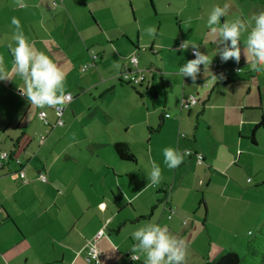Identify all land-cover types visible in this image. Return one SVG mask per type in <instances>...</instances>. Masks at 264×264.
Masks as SVG:
<instances>
[{"label":"crops","instance_id":"0c3cea01","mask_svg":"<svg viewBox=\"0 0 264 264\" xmlns=\"http://www.w3.org/2000/svg\"><path fill=\"white\" fill-rule=\"evenodd\" d=\"M255 1H249L254 8L251 18L264 12V1ZM23 3L27 6L0 0V56L10 74L9 81H0V153L22 157L26 173L24 181L13 160L0 168V264H90L86 246L102 229L107 233L97 242L102 264H120L117 255L128 250L121 245L124 232L145 222L161 223L168 209L175 207L182 218L192 216L201 225L202 203L196 208L187 205L192 191L208 187L221 199L244 201L251 196L258 203L264 199V125L256 129L264 122V73L253 72L247 65L243 53L247 32L240 37L239 64L228 61L243 67L242 72L228 70L221 77L211 72L212 65L221 61L216 37L203 13L192 15L186 10L190 2L176 8L182 24L179 32L162 31L159 26L154 37L145 32L153 27L147 24L146 14L150 6L152 16L161 17L157 0ZM173 5L167 2V8ZM241 15L240 19L251 20ZM232 16L221 17V23L233 21ZM13 17L19 19L34 49L66 75V92L73 99L64 111L63 126L56 125L54 108L30 105L19 90L24 81L11 73L9 45L16 46ZM184 25L194 27L195 34L185 33ZM182 41H188L189 47L180 48ZM192 44L212 61L208 70L201 65L195 84L179 75V68L195 58ZM132 53H137L139 68L147 76L143 84L134 85L135 90L120 78ZM93 54L98 60L83 72ZM191 95L197 96L199 104L181 110ZM130 103L127 111L121 108ZM42 110L47 112V123L39 117ZM115 120L119 124L112 131L110 123ZM39 135L46 136L42 144L37 141ZM76 137L88 145L77 149L81 146ZM118 143L127 145L135 162L119 156ZM165 148L193 155H184L179 167L169 169L164 164ZM197 152L204 155L207 167L197 165ZM153 162L162 174L156 186L148 180ZM41 173L47 175L48 183L40 179ZM251 177L258 178L256 186ZM231 183L235 194H227ZM161 186L172 189L170 201ZM204 203L208 230L212 209L207 200ZM261 205L257 211L248 202L241 214L255 215ZM227 209L228 202L221 203L217 216L221 218ZM168 229L174 226L169 224Z\"/></svg>","mask_w":264,"mask_h":264},{"label":"clouds","instance_id":"9594fccd","mask_svg":"<svg viewBox=\"0 0 264 264\" xmlns=\"http://www.w3.org/2000/svg\"><path fill=\"white\" fill-rule=\"evenodd\" d=\"M20 7H26L23 0H16ZM228 5L224 7L215 6L208 15L207 27L210 33L216 37V55L220 56L222 62L234 60L239 64L241 59L240 37L247 32L244 41L243 53L247 65L251 71L264 73V12L254 15L250 21L237 18L233 21H224L221 24V17L225 16ZM254 22V23H253ZM15 27L13 41L15 47L9 45L12 55L11 73L18 75L24 81V88L19 89L21 94L27 99L30 105L44 108H54L58 111L71 99V94L66 92L65 73L43 52L34 49L21 28L18 18L11 20ZM147 35L154 37L155 27L145 30ZM188 41H182L180 48H188ZM194 59L187 61L179 68V75L191 78L195 84L201 65L204 70H208L211 64L209 55L203 54L199 46L191 45ZM223 74H221V77ZM218 77L212 75L213 82H217ZM10 74L4 66V58L0 56V81H9ZM41 115H45L41 113ZM172 148L163 149L164 164L169 169L179 167L183 162L184 155ZM23 175V174H21ZM161 168L155 162L152 163L148 180L152 185H157L161 181ZM101 208L104 205H100ZM132 238L136 242L131 247L133 261L144 257L143 264H184L187 254V245L183 239H179L168 232L167 227H162L152 222H145L132 232ZM89 255L95 259L97 264H101L98 257V250L94 246Z\"/></svg>","mask_w":264,"mask_h":264},{"label":"rangeland","instance_id":"374dc122","mask_svg":"<svg viewBox=\"0 0 264 264\" xmlns=\"http://www.w3.org/2000/svg\"><path fill=\"white\" fill-rule=\"evenodd\" d=\"M243 1H246L245 5L242 4ZM249 1H252V0H157L159 11H161L159 13L161 17L158 19H155L151 14V7L148 6L147 7L148 13L146 14V18H147L146 22L147 24H153V26H155L156 29L159 26H161L162 31H170V30L174 31L178 29V32H179L182 24H181V20L177 19L178 17L176 14V10H177L176 8H178L179 5L181 4L180 9H183L182 3L184 2H190L186 10L190 9L192 15H195L196 12H197V15L199 13L201 14L203 13L204 18H207V19H208L209 13L212 11V9L215 6L224 7L225 4L229 6L227 13H226L227 18L229 17V14H232L233 15L232 18L233 20H235L237 18H240L242 16L241 15L242 13H244L245 15L251 18V12H253L254 8L252 4H249L251 3ZM261 1H264V0H261ZM261 1L260 3H262ZM167 2L168 4L169 2H173L174 5L171 8L169 7L167 8ZM255 3H259V0L257 2L255 1ZM238 4L240 5V8H238ZM183 31L188 34H191V33L195 34L194 27H190L189 29H187L186 26L184 25ZM204 34H205V30H202V35ZM150 47H155V46H150ZM153 49L154 48H152V50ZM227 63L230 65H234L233 63H229L228 61ZM134 85L136 84L129 85L127 87H131L132 89H134ZM130 104H125L121 108L124 111H127L132 106V104L131 105ZM118 106H120V104H117L115 108L117 109ZM180 109L181 110L183 109L182 105L180 106ZM135 112L140 114V112L138 111H135ZM110 124H111L110 128L112 129V131H114L116 129V124H119V121L115 120L113 123H110ZM98 125L102 126L101 123H99ZM40 137L37 138V141H39V143L42 144L44 141H42ZM76 140L80 141V143H77V145L81 146L80 148H77V149H83L84 147L88 145V141L87 140L83 141L82 137H76ZM66 144L67 142L64 141L63 145H66ZM84 154L87 155L88 153L85 152ZM196 161H197L196 162L197 165H206V167L208 166L205 162L198 163V160ZM263 175H264V170H263ZM251 180L252 181L254 180L252 185L256 186L255 182H257L258 178L251 177ZM197 181L200 182L199 174H198ZM44 183H48V181ZM247 184L251 185V183L249 182ZM161 189L166 193L167 198L170 201L172 189L167 188V187H164L163 189V186H161ZM204 190L206 191L205 196L203 193ZM210 191L212 190L209 189L208 187L207 188L204 187L203 189L201 188L199 192L192 191L189 194V199L187 202V205H190L191 208H196V206H200V203H202L203 207H201V210L199 213L200 216L203 215L201 217L202 221L200 222L202 226L197 225L196 222L194 223V219L192 216L190 217L192 219L182 218L180 216V213L176 212L175 207H173L170 210L169 209L167 210L164 207V210H167L166 212L164 211L165 220H163L161 223L157 220L156 224L162 227L166 226L167 229L169 227V224L174 226V230L168 229V232L171 235L179 239H183L185 241L187 245V254H186V259H185L184 264H208L207 263L208 260L214 261L217 258H219V256H221L222 254L229 252L231 250L236 251L240 255V257L242 258L243 264H250L248 260V257H249L248 243L258 233H260L261 230H264V204H262V201L264 199L261 197L259 203L255 201L254 199L250 198L251 196L248 199H244V201H242V199H234V198L221 199V197L217 194V192L214 193L212 191L213 194H211L212 192ZM236 192H237V189L234 183L229 184L227 188V194H235ZM205 200H207L210 203V206L212 209V213L210 217V220L212 221L211 223L209 222L208 230H207V226L204 224L205 216L207 214V207L205 206V203H204ZM224 202H228V209H227V212L223 214L220 218L217 215H218V211H219V207L221 203H224ZM248 202H250V205L252 204L254 205V208H253L254 210H257V207H259L262 204L260 212L255 215H251V214L249 215L247 213L242 215L241 213L245 210ZM253 209H250V211H252ZM218 217L220 218V221H218ZM172 218L173 220H171ZM213 220H217L218 223L217 222L214 223ZM140 226H143V225L134 227L132 228L133 230L125 231L123 236L121 237L120 240H121L122 248L124 250L126 249L128 250L121 252V254L117 255L118 258H121L120 264H128L130 261H133L131 259L132 252L130 250H131L132 245L136 242L133 240L131 234L133 231H135ZM123 243L126 244V247H123ZM143 260H144V257L140 256L139 260L134 261V264H143Z\"/></svg>","mask_w":264,"mask_h":264},{"label":"built area","instance_id":"2783aa9c","mask_svg":"<svg viewBox=\"0 0 264 264\" xmlns=\"http://www.w3.org/2000/svg\"><path fill=\"white\" fill-rule=\"evenodd\" d=\"M193 54V51H192ZM99 56L97 54H93L92 55V60L83 66L82 71L83 72H87L90 67H92L96 61L98 60ZM130 63L126 64L123 71L121 72V80L123 82H127L130 84H143L146 81V72L141 70L139 68L138 65V56L137 53H132L130 55ZM234 70L236 73H240L242 72V68L239 65H230L227 62H215L212 67H211V72L214 74L220 73V72H226L228 70ZM73 96L71 95V99L69 101L66 102V105L61 108L59 111L57 109L55 110L56 113V125H60L63 126L64 125V120H63V115H64V111L66 109V106L72 101ZM199 104V100L197 98L196 95H191L188 99H186L183 103H182V108L183 109H191L192 107L196 106ZM41 113H44L45 115H41ZM170 115H167V117H169ZM39 117L42 121H44L45 123H47V112L42 110L39 113ZM40 139L42 141L46 140V136L43 135L40 137ZM190 152L189 155H193L191 153V151H187ZM196 158L198 160V163H203L204 162V155L202 153H195ZM11 160L15 161L19 166H20V171H19V176L26 181V173H25V166H24V162L20 157H15L13 155V153L10 152H1L0 153V168H3L4 165L8 162H10ZM23 174V175H21ZM40 179L44 182L48 181V177L46 174L41 173L40 174ZM106 235V229H102L101 231H99V233L96 235V237L94 238V240L92 242H89L88 245L86 246V259L91 263V264H97L95 259H92L91 256L89 255L91 249L95 246L96 249L98 250L100 256L98 257V259L100 260V262L102 263V254L100 249L97 247V242L98 240H100L101 238H103Z\"/></svg>","mask_w":264,"mask_h":264},{"label":"trees","instance_id":"16d2710c","mask_svg":"<svg viewBox=\"0 0 264 264\" xmlns=\"http://www.w3.org/2000/svg\"><path fill=\"white\" fill-rule=\"evenodd\" d=\"M235 66V65H233ZM232 70V69H230ZM234 71V70H233ZM227 72V71H226ZM226 72H220L221 74H225ZM235 72V71H234ZM264 122L262 121L260 124L256 126L262 127ZM116 152L119 156L127 161H136V158L132 152L128 149L125 143H118L115 145ZM107 234V233H106ZM248 260L250 264H264V230H261L253 239H251L248 243ZM208 264H243L242 258L240 255L231 250L219 256L214 261H209Z\"/></svg>","mask_w":264,"mask_h":264}]
</instances>
